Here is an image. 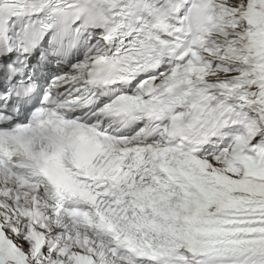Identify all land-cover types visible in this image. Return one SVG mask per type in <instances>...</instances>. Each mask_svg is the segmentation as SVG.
<instances>
[{"label":"snow or ice","instance_id":"obj_1","mask_svg":"<svg viewBox=\"0 0 264 264\" xmlns=\"http://www.w3.org/2000/svg\"><path fill=\"white\" fill-rule=\"evenodd\" d=\"M0 264H264V0H0Z\"/></svg>","mask_w":264,"mask_h":264}]
</instances>
